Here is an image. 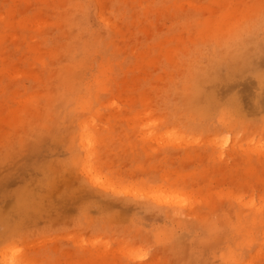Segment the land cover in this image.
I'll list each match as a JSON object with an SVG mask.
<instances>
[{
    "label": "rangeland",
    "instance_id": "obj_1",
    "mask_svg": "<svg viewBox=\"0 0 264 264\" xmlns=\"http://www.w3.org/2000/svg\"><path fill=\"white\" fill-rule=\"evenodd\" d=\"M0 52V264H264V0H0Z\"/></svg>",
    "mask_w": 264,
    "mask_h": 264
},
{
    "label": "bare ground",
    "instance_id": "obj_2",
    "mask_svg": "<svg viewBox=\"0 0 264 264\" xmlns=\"http://www.w3.org/2000/svg\"><path fill=\"white\" fill-rule=\"evenodd\" d=\"M174 4H175V3H174ZM171 6H172V4H171ZM3 18H4V17H3ZM1 19H2V18H1ZM2 20H3V19H2ZM26 21H27V19H26ZM18 22H20V21H18ZM28 23H29V22H28ZM28 23H26V24L28 25ZM31 23H32V22H31ZM197 24H198V23H197ZM202 24H203V23H202ZM9 25H10V24H9ZM27 25H25V26H27ZM31 26H32V25H31ZM27 27H28V26H27ZM261 28H263V27H261ZM258 29H259V28H258ZM260 30H261V29H260ZM233 31H234V30H233ZM261 31H262V30H261ZM257 32H258V30H257ZM259 32H260V31H259ZM230 33H231V32H229V34H230ZM253 33H254V32H253ZM239 34H240V33H239ZM241 34H242V33H241ZM256 34H257V33H256ZM256 34H255V36H256ZM243 35H244V34H243ZM246 35H248V34L246 33ZM246 35H244V37H245ZM261 35H262V32H261ZM225 36H226V34H225ZM227 36H228V34H227ZM251 36L254 37V35H251ZM238 37H240V36H238ZM222 38H223V37H222ZM240 38H241V37H240ZM242 38H243V37H242ZM245 38H246V37H245ZM218 39H219V38H218ZM223 39H224V38H223ZM2 40H3V39H2ZM224 41H225L224 44L226 45V40H224ZM4 42H5V41H4ZM222 42H223V40H222ZM161 43H166V42L163 41V42H161ZM161 43H160V45H161ZM221 44H222V43H221ZM163 45H164V44H163ZM222 45H223V44H222ZM223 46H224V45H223ZM162 47H163V46H162ZM163 48H165V47H163ZM218 48H219V47H218ZM221 48H222V46H221ZM226 48H227V47H226ZM159 49H160V48H159ZM168 49H170V48H168ZM168 49H166V50H168ZM5 50H6V49H5ZM157 50H158V49H157ZM216 50H217V49H216ZM222 50L224 51V48L221 49V51L219 50V52H222ZM237 50H238V49H237ZM237 50H236V51H237ZM170 51H171V50H170ZM217 51H218V50H217ZM7 52H8V51H7ZM161 52H162V51H161ZM164 52H165V51H164ZM237 52H239V50H238ZM0 53H1V52H0ZM10 53H11V52H10ZM158 53H160V52H158ZM167 53L169 54V51H167ZM216 53H217V52H216ZM224 53H225V52H224ZM12 54H15V52L12 53ZM12 54H11V56H12ZM156 54H157V53H156ZM8 55H9V54H8ZM16 55H17V54H16ZM37 55H38V54H37ZM211 58H212V57H211ZM104 64H105V63H104ZM109 65H110V64H109ZM111 66H112V64H111ZM104 68H105V67H104ZM112 70H113V69H112ZM125 71H126V70H125ZM102 72H103V71H102ZM105 72H106V71H105ZM262 73H263V72H262ZM101 74H103V73H101ZM99 75H100V74H99ZM105 75H106V74H105ZM261 75H262V74H261ZM263 75H264V74H263ZM106 76H107V75H106ZM113 76H114V75H113ZM103 78H106V77H103ZM116 78H117V77H116ZM101 79H102V78H101ZM263 79H264V78H263ZM103 80H104V79H103ZM98 81H99V80H98ZM108 81H109V80H108ZM94 82H95V81H94ZM94 82H93V83H94ZM100 82H101V80H100ZM100 82H99V83H100ZM105 82H106V81H105ZM93 86H94V84H93ZM94 87H95V86H94ZM92 88H93V87H92ZM88 89H89V88H88ZM96 89H98V88H96ZM107 90H108V89H107ZM99 91H100V90H99ZM86 92H87V91H86ZM92 92H93V91H92ZM92 92H91V93H92ZM100 92H101V91H100ZM100 92H99V93H100ZM206 92H207V91H206ZM91 93H90V94H91ZM103 93H104V92H103ZM95 95H96V94H95ZM98 97H99V96H98ZM95 98H96V97H95ZM103 99H104V98H103ZM91 102H92V101H91ZM85 103H86V102H85ZM104 104H106V103H104ZM104 104H103V105H104ZM103 105L101 104L102 107H106V106H103ZM112 105L115 106L116 103L114 102ZM112 105H110V107H111ZM133 105H134V103H133ZM88 106H89V105H88ZM137 107H138V106H137ZM99 108H100V107H99ZM106 108H108V107H106ZM112 108H114V107H112ZM133 108H134V107H133ZM135 108H136V107H135ZM256 108H257V107H256ZM81 109H82V107H81ZM148 109H149V108H148ZM253 109H255V108H253ZM202 110H203V109H202ZM250 110H251V109H250ZM86 111H88V110H86ZM146 111H147V110H146ZM146 111H145V113H146ZM203 111H204V110H203ZM203 111H202V112H203ZM221 111H222V110H221ZM82 112H83V111H82ZM206 112H207V111H206ZM88 113H89V112H88ZM98 113H99V112H98ZM100 113H102V112L100 111ZM113 113H114V112H113ZM142 113H144V112H142ZM199 113H200V112H199ZM203 113H204V112H203ZM207 113H208V112H207ZM80 114H81V113H80ZM85 114H86V113H85ZM111 114H112V113H111ZM116 114H117V113H116ZM116 114H113V115H114V116H118V115H116ZM139 114H140V113H139ZM222 114H224V113H221V116H222ZM99 115H100V114H99ZM143 115H144V114H143ZM148 115H151V114H148ZM109 116H110V115H109ZM123 116H124V117H123ZM136 116H137V115H136ZM136 116H135V117H136ZM224 116H225V114H224ZM228 116H229V114H228ZM91 117H92V116H91ZM94 117H95V115H94ZM100 117H101V116H100ZM112 117H113V116H112ZM122 117H123V122H124L125 120H127V121L130 120V119H129V116H127L128 119H124V118H126L125 115H122ZM219 117H220V116H219ZM225 117H226V116H225ZM225 117H224V118H225ZM229 117H230V116H229ZM136 118H137V117H136ZM230 118H231V117H230ZM75 119H76V118H75ZM78 119H79V118H78ZM111 119H113V118H111ZM118 119H119V118H118ZM120 119H121V118H120ZM194 119H195V118H194ZM225 119H226V118H225ZM228 119H229V118H227V120H228ZM88 120H89V119H88ZM113 120H114V119H113ZM131 120H132V119H131ZM137 120H138V119H137ZM139 120H140V117H139ZM143 120H144V118H143ZM220 120H221V119H220ZM132 121H133V120H132ZM195 121H196V120H195ZM200 121H201V120H200ZM221 121H224V120H221ZM225 121H226V120H225ZM225 121H224V122H225ZM92 122H94V121H92ZM92 122H90V123L92 124ZM121 122H122V121H121ZM129 122H130V121H129ZM137 122H138V121H137ZM141 122H143V121H140L139 123L141 124ZM146 122H147V121H146ZM84 123H85V120H84ZM90 123H88L87 126H90V125H91ZM127 123H128V122H127ZM127 123H126V124H127ZM221 123H222V122H221ZM81 124H82V123H81ZM137 124H138V123H137ZM143 124H144V122H143ZM152 124H153V123H152ZM211 124H212V123H211ZM225 124H226V123H225ZM229 124H230V123H229ZM93 125H94V124H93ZM97 125H98V124H97ZM100 125H101V124H100ZM100 125H98V126H100ZM119 125H120V124H119ZM135 125H136V124H135ZM135 125H134V128L137 126V125H136V126H135ZM145 125H147V124H145ZM148 125H150V127H151V122L148 123ZM214 125H215V124H214ZM222 125H223V124H222ZM238 125H239V124H238ZM102 126H103V125H102ZM115 126H116V125H115ZM131 126L133 127V124H132ZM141 126H142V125H141ZM239 126H240V125H239ZM68 127H69V126H68ZM75 127H76V126H75ZM91 127L94 128V126H92V125H91ZM108 127H109V126H108ZM222 127H223V126H222ZM253 127H254V126H253ZM82 128H83V129L86 128V124L84 125V127L82 126ZM87 128H88V127H87ZM89 128H90V127H89ZM97 128L100 129L99 127H97ZM109 128H110V127H109ZM128 128H130V125H129ZM134 128H133V129H134ZM147 128H148V126H146V129H147ZM95 129H96V126H95ZM101 129H102V128H101ZM119 129H122V128H119ZM139 129H140V128H139ZM139 129H138V127H137V128H136V131H137V130H138V131H141V129H140V130H139ZM144 129H145V127H144ZM221 129H222V128H221ZM73 130H74V129H73ZM122 130H123V129H122ZM134 130H135V129H134ZM167 130H168V129H167ZM214 130L216 131V129H214ZM67 131H68V130H67ZM98 131H99V130H98ZM107 131H108V129H107ZM115 131H116V130H115ZM125 131H126V130H125ZM131 131H132V130H131ZM144 131H145V130H144ZM149 131H150V129H149ZM154 131H155V130H154ZM86 132H88V131H86ZM103 132H104V131H103ZM201 132H202V131H201ZM90 133L93 134L91 131H90ZM99 133H100V132H99ZM222 133H223V131H222ZM91 134H90V135H91ZM168 134H170V133H168ZM220 134H221V133H220ZM88 135H89V134H88ZM90 135H89L88 137H84V138H89V137L91 138ZM93 135H94V134H93ZM93 135H92V137H93ZM96 135H97V134H96ZM105 135H106V134H105ZM80 137H81V136H80ZM81 138L83 139L82 141L85 140V139L83 138V136H82ZM93 138H94V140H96L95 136H94ZM225 138H226V137H225ZM94 140H93V141H94ZM97 140H98V137H97ZM97 140H96V141H97ZM80 141H81V140H80ZM82 141H81V142H82ZM85 141H86V143H87V145H88V140H85ZM91 141H92V140H91ZM96 141H95V142H96ZM99 141H100V140H99ZM169 141H170V140H168V142H169ZM173 141H174V140L170 141V143H172ZM181 141H182V140H181ZM225 141H226V139H225ZM77 142H78V141H77ZM81 142H80V144H82L83 147H85V146H86V145L84 144L85 142H82V143H81ZM168 142H167V143H168ZM183 142H184V141H183ZM90 143H91V142H90ZM98 143H99V142H97V145H98ZM80 144H79V145H80ZM101 144H102V143H101ZM172 144L174 145V143H172ZM172 144H169V145H172ZM179 144H180V141H179ZM179 144L175 145V147L178 146ZM181 144H182V143H181ZM181 144L179 145V147H181ZM184 144H185V143H184ZM69 145H70V144H69ZM92 145H93V144L91 143V146H92ZM95 145H96V143H94V146H95ZM104 145H105V144H104ZM94 146H93V147H94ZM102 146H103V145H102ZM182 146H183V145H182ZM71 147H72V145H71ZM77 147H78V146H77ZM83 147H81V148H83ZM88 147H90V146H87V147L85 148V151L87 150ZM103 147H104V146H103ZM103 147H101V149L104 150L105 148H103ZM145 147H148V145L145 146ZM145 147H144V148H145ZM169 147H170V146H169ZM171 147H172V146H171ZM68 148H69V147H68ZM78 148H79V147H78ZM94 148H95V147H94ZM152 148H153V147H151L150 149H152ZM96 149H97V148H96ZM98 149H100V148H98ZM71 150H72V149H71ZM75 150H76V148H75ZM83 150H84V149H83ZM88 150H89V152H90L91 149H88ZM107 150H108V149H107ZM148 150H149V149H148ZM153 150H155V149H153ZM73 151H74V150H73ZM91 151H93V148H92ZM94 151H96V150L94 149ZM100 151H101V150H100ZM105 151H106V149H105ZM110 151H111V150H110ZM156 151H157V150H156ZM156 151H155V152H156ZM69 152H70V151H69ZM74 152H76V151H74ZM87 152H88V151H87ZM87 152H86V153H87ZM96 152H98V150H97ZM160 152H162V151H160ZM86 153H85V155H87ZM91 153H92V152H91ZM91 153H90V154H91ZM107 153H108V151H107ZM74 154H75V153H74ZM108 154H109V153H108ZM110 154H111V153H110ZM85 155H84V156H85ZM92 155H94V152L92 153ZM101 155H102V154H101ZM101 155H100V157H101ZM103 155H104V154H103ZM103 155H102V156H103ZM75 156H76V155H75ZM88 156H89V153H88ZM94 156H95V155H94ZM94 156H93V157H94ZM71 157H72V156H71ZM71 157H70V158H71ZM91 157H92V156H91ZM91 157H90V158H91ZM95 157H96V156H95ZM107 157H108V155H107ZM70 158H69V159H70ZM72 158H73V157H72ZM108 158H109V157H108ZM85 159H86V157H85ZM91 159H92V158H91ZM91 159H90V160H91ZM101 159H102V158H101ZM77 160H80V159L77 158ZM88 160H89V159H88ZM92 160H93V161H96V160H98V159H96V160H95V159H92ZM70 161H71V159H70ZM93 161H92V162H93ZM115 161H116V160H115ZM72 162H73V161H72ZM74 163H75V162H74ZM76 163H77V162H76ZM104 163H105V162H104ZM111 163H112V161H111ZM114 163H115V162H114ZM101 164H102V163H101ZM77 165H78V164H77ZM97 165H98V164H97ZM97 165H96V166H97ZM110 165H111V164H110ZM115 165H116V163H115ZM115 165L113 164V166H115ZM86 166H87V165H86ZM103 166H104V165H103ZM81 167H82V166H81ZM84 167H85V164H84ZM84 167H83V168H84ZM91 167H93V169H94V166H91ZM97 167H98V166H97ZM105 167H107V166H105ZM110 167H112V166H110ZM120 167H121V165H120ZM88 168H89V167L87 166V167H85L84 169L87 171ZM84 169H83V172L85 171ZM103 169L105 170V168H103ZM94 170H95V169H94ZM96 170H97V169H96ZM96 170H95V171H96ZM90 171H92V169H91ZM97 171H101V170H97ZM97 171H96V172H97ZM106 172H107V171H106ZM155 172H159V170H158V171H155ZM155 172H151V173H155ZM161 172H162V171H161ZM165 172H166V171H165ZM165 172L163 173V174H165L164 177L169 178V176H172V174L174 175L177 171H174V169H173L172 174H168V173H170L171 171H170V172H169V171L166 172L167 174H166ZM88 173L91 174V172L87 171V174H88ZM93 173H95V172H93ZM93 173H92V174H93ZM107 173H108V172H107ZM178 173H179V172H178ZM178 173H177V174H178ZM85 174H86V173H85ZM87 174H86V175H87ZM100 174H101V172H99V174L95 173V175H97V178H101V177H98V176H101V175H102V174H101V175H100ZM158 174L161 175L162 173H158ZM177 174H176V175H177ZM105 175H106V174H105ZM147 175H148V174H147ZM179 175H181V173L178 174V176H179ZM88 176H89V175H88ZM92 176H94V174H93ZM102 176H103V175H102ZM114 176H115V175H114ZM139 176H140V175H139ZM161 176H162V175H161ZM167 176H168V177H167ZM90 177H91V176H90ZM90 177H89V180L92 179V180H90V181L92 182L93 179H94V177H93V178H92V177L90 178ZM95 177H96V176H95ZM136 177H137V176H136ZM151 177H152V176H151ZM102 178H103V177H102ZM109 178H110V177H108L107 179H109ZM160 178L163 179V177H160ZM171 178H172V177H171ZM177 178H178V177H177ZM107 179L104 177L103 180L106 181ZM144 179H145V177H144ZM173 179H174V178H173ZM180 179H181V178H180ZM180 179H179V180H180ZM99 180H100L102 183H104V181H103L102 179H99ZM99 180H97V181H99ZM137 180H138V179H137ZM145 180H146V179H145ZM159 180H161V179H159ZM171 180H172V179H171ZM100 181H99V182H100ZM108 181H109V183L112 184L111 180H108ZM180 181H181V180H180ZM180 181H179V182H180ZM95 182H96V180H95ZM173 182H174V181L172 180V183H173ZM92 183L94 184V182H92ZM105 183H106V182H105ZM113 183H114V182H113ZM126 183H127V182H126ZM172 183H171V185H172ZM176 183H177V182H176ZM95 184H96V183H95ZM106 184H107V183H106ZM106 184H105V186H107ZM139 184H140V183H139ZM147 184H148V183H147ZM173 184H174V183H173ZM182 184H183V183H182ZM114 185H115V184H114ZM117 185H118V184H117ZM156 185H157V184H156ZM160 185H161V183H160ZM162 185H164V184L162 183ZM99 186L101 187V186H103V184H100ZM108 186H110V185H108ZM112 186H113V185H112ZM115 186H116V185H115ZM120 186H122V185H120ZM131 186H132V185H131ZM167 186H168V185H166V187H167ZM172 186H173V185H172ZM175 186H177V185L175 184ZM179 186H180V185H179ZM126 187H127V186H126ZM134 187H135V186H134ZM155 187H156V186H155ZM160 187L162 188V186H160ZM103 188H104V187H103ZM103 188H102V189H103ZM113 188H116V187H113ZM113 188H110L111 191H112ZM135 188H137V187H135ZM135 188L130 187V188H128V189L126 188V189H127V190H132V191H133V189H134V191H137L138 189L135 190ZM142 188H143V187H142ZM153 188H154V187H153ZM175 188H176V187H175ZM106 189H107V187H106L105 189H103V190H104V191H107ZM123 189H124V188H123ZM147 189H149V188H147ZM154 189H155V188H154ZM162 189H165V190H166V188H162ZM173 189H174V188H173ZM120 190H122V189H120ZM120 190H118V191H119V193L121 192V195H122V192H124V190H122V191H120ZM168 190H170V189H168ZM168 190H167V191H168ZM109 191H110V190H109ZM109 191H108V192H109ZM114 191H116V190H114ZM112 192H113V191H112ZM125 192H126V191H125ZM125 192H124V193H125ZM130 192H131V191H128V193H129L130 195H133V196H134V193L132 194V192H131V193H130ZM106 193H107V192H106ZM114 193H115V192H114ZM158 193H159V192H158ZM115 194H117V193H115ZM135 194L138 195L137 193H135ZM119 195H120V194H119ZM119 195H117V196H119ZM121 195H120V196H121ZM124 195H126V194H124ZM139 195H141V194H139ZM143 195H144V194H143ZM143 195H142V196H143ZM149 195H151V194H149ZM154 195H156V196H154ZM167 195H169V194H167ZM144 196L146 197V196H148V194H146V195H144ZM163 196H164V195H163ZM171 196H174V198L177 197L176 194H174V195L172 194ZM171 196L168 197V199H170V200H168V199L166 198L167 196L165 197V198H166V199H165L164 197L161 198V197H160V194H158V196H157L156 193L153 194V197H155L156 200H158V198L163 199L162 202L165 200V204H166L168 201H170L169 203L171 204V201L174 199V198L172 199ZM175 196H176V197H175ZM212 196H213V195H211V197H212ZM129 197H130V196H129ZM151 197H152V195H151ZM153 197H152V198H153ZM180 197H182V196H179V198H180ZM214 197H215V196H214ZM127 198H128V197H127ZM131 198H133V197H131ZM136 198H138V197H136ZM140 198L142 199V197H140ZM179 198L177 197V199H174V201L176 200L175 202H177V204L180 203V205L182 204V206H184V205H183V203H184V202H183V199H181V200H182V201H181V200H178ZM212 198H213V197H212ZM161 199H159V200L161 201ZM171 199H172V200H171ZM184 199H185V198H184ZM134 200H135V197H134ZM142 200H143V199H142ZM150 200H151V199H150ZM150 200H149V201H150ZM152 200H153V199H152ZM156 200H153V202H154V201L156 202ZM167 200H168V201H167ZM185 200H187V199H185ZM137 201L139 202V200L136 199V202H137ZM143 201H144V200H143ZM147 201H148V199H147ZM149 201H148V202H149ZM179 201H181L182 203L179 202ZM104 202H105V201H104ZM104 202H103V203H104ZM133 202H135V201H133ZM138 202H137V203H138ZM162 202H158V204L160 203V205L162 204L161 206H163L164 203H162ZM175 202H173V203H175ZM107 203H108V201H107ZM143 203H144V202H143ZM156 203H157V202H156ZM169 203H168V205H169ZM173 203H172V206H173ZM138 204H139L140 206H142V208H144V204H145V203H144L143 205H141L142 203L139 202ZM151 205H152V204H151ZM166 205H167V204H166ZM168 205H167V206H168ZM185 205H186V204H185ZM176 206L179 207V204L176 205ZM176 206H173V207H176ZM164 207H165V206H164ZM173 207H172V208H173ZM154 212H156V211H154ZM157 212H158V211H157ZM157 212H156V214H157ZM151 214H152V213H151ZM151 214H148V215L150 216ZM153 215H154V214H152L151 216H153ZM165 215H166V214H165ZM151 216H150V217H151ZM154 216H156V215H154ZM156 217H157V216H156ZM247 222H249V221H247ZM141 239H142V238H141ZM143 240H144V239H143ZM141 241H142V240H141ZM3 248H4V247H3ZM3 248H2V249H3ZM5 248H6V247H5ZM0 250H1V249H0ZM95 250H96V249H95ZM1 251H2V250H1ZM9 252H10V251H9ZM9 252H8V253H9ZM91 252H92V251H91ZM91 252H90V253H91ZM94 252H95V251H94ZM97 252H98V251H97ZM82 253H83V252H82ZM95 253H96V252H95ZM95 253H94V254H95ZM124 253H126V252H124ZM0 254H4L3 251L0 252ZM12 254H13V252H12ZM92 254H93V253H92ZM96 254H97V253H96ZM13 255H14V254H13ZM0 256L2 257V255H0ZM14 256H16V255H14ZM17 256H18V255H17ZM6 257H7V256H6ZM6 257H5V255H3V258H2V259L5 260ZM16 259H17V258H16ZM25 259H26V261H28L27 259H29V258H26V256H25ZM25 259H22L21 262L24 261ZM4 260H3V262H4ZM11 260L13 261V259H11ZM0 261H2V260H0ZM6 261L9 263L10 259H9V261H8V259L6 258ZM6 261H5V263H6ZM12 261H11L10 263H11V264H14V263H12ZM14 261H15V260H14ZM26 261L24 262L25 264H27ZM30 261H32V260H30ZM30 261H28V262H30ZM38 262H39V261H38ZM10 263H9V264H10ZM22 263H23V262H22ZM24 263H23V264H24ZM6 264H7V263H6ZM15 264H16V263H15ZM28 264H29V263H28ZM30 264H31V263H30Z\"/></svg>",
    "mask_w": 264,
    "mask_h": 264
}]
</instances>
